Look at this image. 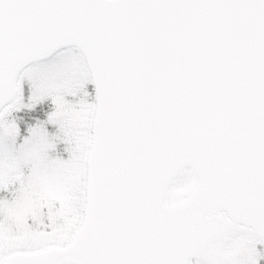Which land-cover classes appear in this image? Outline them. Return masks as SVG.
Here are the masks:
<instances>
[{
    "label": "snow or ice",
    "instance_id": "6c2138e0",
    "mask_svg": "<svg viewBox=\"0 0 264 264\" xmlns=\"http://www.w3.org/2000/svg\"><path fill=\"white\" fill-rule=\"evenodd\" d=\"M0 264H264V0H0Z\"/></svg>",
    "mask_w": 264,
    "mask_h": 264
}]
</instances>
